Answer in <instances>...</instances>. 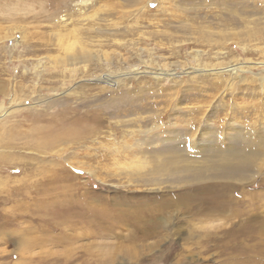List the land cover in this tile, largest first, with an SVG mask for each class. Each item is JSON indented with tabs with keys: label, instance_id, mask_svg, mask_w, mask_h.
<instances>
[{
	"label": "rangeland",
	"instance_id": "1",
	"mask_svg": "<svg viewBox=\"0 0 264 264\" xmlns=\"http://www.w3.org/2000/svg\"><path fill=\"white\" fill-rule=\"evenodd\" d=\"M262 75L264 0H0V264H264V166L153 179L136 153L264 131Z\"/></svg>",
	"mask_w": 264,
	"mask_h": 264
},
{
	"label": "bare ground",
	"instance_id": "2",
	"mask_svg": "<svg viewBox=\"0 0 264 264\" xmlns=\"http://www.w3.org/2000/svg\"><path fill=\"white\" fill-rule=\"evenodd\" d=\"M86 48L88 49L85 45L80 46L73 51V55H68L62 60L59 59L57 63L63 61H68L71 64L74 62L80 63L79 60L82 58V54L80 53H85ZM228 68V73L232 77V80H234L230 84H233L237 80H243V75H241V72L244 70L243 68L239 66H231ZM261 80L264 86V77ZM122 101V98L121 100L115 98L112 102L117 104ZM111 107H114L113 104ZM211 125L205 124L202 128L201 136L197 140L192 138L193 133L190 130L182 133L178 129L170 128L165 130V136H161L162 133L159 132L154 133L149 137L142 138V145L146 143L156 144L157 142H164L162 146L159 148H148L147 150H143L140 147V150L136 153L145 154L141 156L145 160L151 159V162H153L150 167V173L153 179L157 176L164 175L172 176L176 179L192 180H203L206 177L214 176L220 179H235L241 181L246 180L248 174L257 173L263 169V130L251 129L245 131L241 126L236 125L234 127L229 126V130L227 131L226 129L218 130ZM149 129L146 130L147 133ZM72 135H79V133L74 128H65L54 136L59 139L69 140L68 136ZM182 138L185 139L182 140ZM138 144L141 145V143ZM191 148H196L195 154H192ZM205 187L209 195L205 197L201 196L202 198H200L204 199L203 202L205 204H212V206L218 208L221 206L225 207L228 204V207H231L232 199H226L228 191H218L219 189L216 190L215 187ZM262 226L264 228V218L262 219Z\"/></svg>",
	"mask_w": 264,
	"mask_h": 264
}]
</instances>
